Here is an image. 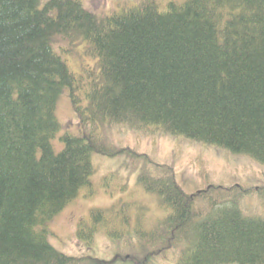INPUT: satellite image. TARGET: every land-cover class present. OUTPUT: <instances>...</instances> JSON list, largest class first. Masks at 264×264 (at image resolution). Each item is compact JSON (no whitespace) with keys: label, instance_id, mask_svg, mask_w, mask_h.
I'll list each match as a JSON object with an SVG mask.
<instances>
[{"label":"trees","instance_id":"trees-1","mask_svg":"<svg viewBox=\"0 0 264 264\" xmlns=\"http://www.w3.org/2000/svg\"><path fill=\"white\" fill-rule=\"evenodd\" d=\"M180 2L162 10L143 0L100 16L82 0H0V264H80L55 249L46 226L91 189L96 155L127 154L111 149L107 127L151 129L264 165V0ZM60 41L84 47L94 61L85 73L56 50ZM64 91L82 131L63 134L57 151ZM158 172L139 173L165 210L153 229L135 227L143 254L171 253L168 264H264V210L247 216L240 203L255 192L264 202V186L188 195L172 170ZM107 212L92 211L83 241Z\"/></svg>","mask_w":264,"mask_h":264},{"label":"rangeland","instance_id":"rangeland-1","mask_svg":"<svg viewBox=\"0 0 264 264\" xmlns=\"http://www.w3.org/2000/svg\"><path fill=\"white\" fill-rule=\"evenodd\" d=\"M164 10L169 3L181 0H156ZM143 0H82L84 8L98 15L139 6ZM56 50L62 54L74 72L85 73L94 61L87 56L84 47L78 43L60 41ZM92 60V61H91ZM56 115L61 126L53 142L57 151L63 149V134L81 135V125L71 104L70 95L64 91L57 102ZM108 144L117 157L96 155V172L92 177L91 189L84 190L77 199L66 206L47 224L49 242L57 251L78 259L80 264H168L171 253H155L151 256L139 250L137 229L150 228L164 218L165 210L155 196H149L139 185L140 169L147 174L159 175L158 168H168L175 174L177 183L188 195L210 187L257 189L264 186V165L251 156L233 154L216 145L196 143L155 132L151 129L135 132L128 126L116 125L104 130ZM146 156L133 159L128 153ZM241 209L247 216L262 214L263 205L258 192L245 196ZM108 211L106 222L102 223L91 243L80 238L81 228L89 227L93 221L92 211ZM125 214L128 222L123 220ZM113 230L118 238L108 234ZM150 258V259H148Z\"/></svg>","mask_w":264,"mask_h":264}]
</instances>
